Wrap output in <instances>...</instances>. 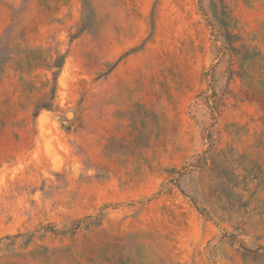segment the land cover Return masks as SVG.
Returning a JSON list of instances; mask_svg holds the SVG:
<instances>
[{
  "label": "rangeland",
  "instance_id": "obj_1",
  "mask_svg": "<svg viewBox=\"0 0 264 264\" xmlns=\"http://www.w3.org/2000/svg\"><path fill=\"white\" fill-rule=\"evenodd\" d=\"M0 264H264V0H0Z\"/></svg>",
  "mask_w": 264,
  "mask_h": 264
},
{
  "label": "water",
  "instance_id": "obj_2",
  "mask_svg": "<svg viewBox=\"0 0 264 264\" xmlns=\"http://www.w3.org/2000/svg\"><path fill=\"white\" fill-rule=\"evenodd\" d=\"M68 116H71L72 114L70 112L67 113Z\"/></svg>",
  "mask_w": 264,
  "mask_h": 264
}]
</instances>
